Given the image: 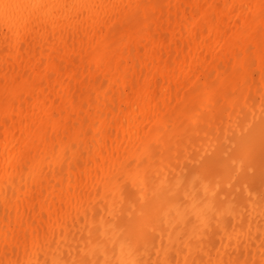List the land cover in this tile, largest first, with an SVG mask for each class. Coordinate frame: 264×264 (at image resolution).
Returning <instances> with one entry per match:
<instances>
[{"label": "bare ground", "instance_id": "obj_1", "mask_svg": "<svg viewBox=\"0 0 264 264\" xmlns=\"http://www.w3.org/2000/svg\"><path fill=\"white\" fill-rule=\"evenodd\" d=\"M0 264H264V0H0Z\"/></svg>", "mask_w": 264, "mask_h": 264}]
</instances>
